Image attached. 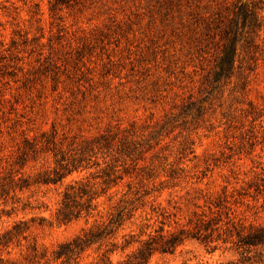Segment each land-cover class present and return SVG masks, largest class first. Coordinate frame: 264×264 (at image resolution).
<instances>
[{
  "label": "rangeland",
  "instance_id": "rangeland-1",
  "mask_svg": "<svg viewBox=\"0 0 264 264\" xmlns=\"http://www.w3.org/2000/svg\"><path fill=\"white\" fill-rule=\"evenodd\" d=\"M253 1L0 0V176L24 139L40 141L44 132L56 130L65 149L106 133L129 136L145 184L167 187L160 202L180 225L200 211L196 206L226 197L236 220L264 226V3L255 62L242 40L234 70L218 73L221 21L238 2ZM112 156L121 172L128 160L131 174L110 191L118 193L111 202L100 200L105 217L141 173L112 151L97 159L110 163ZM54 166L52 153L29 161L23 172L32 185L17 193L18 211L0 217V233L29 221L28 241L35 239L50 259L93 223L61 225L54 217L65 189L92 182L97 171L74 172L58 185L39 183V173ZM11 208L0 201V211ZM97 258L90 251L79 264ZM238 258L236 250L210 253L188 240L173 254H155L150 264Z\"/></svg>",
  "mask_w": 264,
  "mask_h": 264
},
{
  "label": "trees",
  "instance_id": "trees-1",
  "mask_svg": "<svg viewBox=\"0 0 264 264\" xmlns=\"http://www.w3.org/2000/svg\"><path fill=\"white\" fill-rule=\"evenodd\" d=\"M263 3V0H254L249 6L238 2L234 7L237 11L234 9L230 18L221 21L219 29L223 45L218 62L219 76H227L234 70L242 40V47L255 62L252 51L256 50L254 38L259 36L262 27L260 12ZM239 21L241 23L238 24ZM131 142L129 136L121 139L106 133L93 140L71 143L69 146L73 148L65 149L64 141L58 139L56 130L42 133L40 141L25 138L16 160L0 176V201L5 206L12 205L11 209L0 211V217H12L20 203L15 200L17 193L32 185L31 177L23 172L29 161L52 153L55 166L39 173V183L58 185L74 172L97 170L91 175L92 182L78 180L65 189L55 220L61 225L82 219H93V223L71 241L60 244L50 259L46 248L39 246L35 239L28 241L32 230L30 222L15 221L0 233V264H50L51 260L58 264H79L90 251L98 254L96 264H150L155 254H173L188 240L199 241L210 253L223 247L239 253L238 259L221 264H264V226H247L236 220L226 197L215 201L209 199L203 207L196 206L200 211L193 212L186 225L172 219L174 215L160 202L162 191L167 187L145 184L144 171L140 170L138 159L133 158L136 148L131 147ZM104 151L130 158L134 164L133 171L141 172L126 183L127 192L112 205L106 217L100 210V200L108 197L111 202L118 193L110 194V191L118 188L131 172L125 167L128 160L123 163L124 171L121 172L116 164L118 156H112L110 163H101L97 155ZM170 177L173 178L171 174ZM147 179L155 177L152 175ZM45 221L43 218L42 222ZM15 250H18V255Z\"/></svg>",
  "mask_w": 264,
  "mask_h": 264
}]
</instances>
